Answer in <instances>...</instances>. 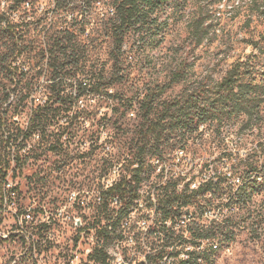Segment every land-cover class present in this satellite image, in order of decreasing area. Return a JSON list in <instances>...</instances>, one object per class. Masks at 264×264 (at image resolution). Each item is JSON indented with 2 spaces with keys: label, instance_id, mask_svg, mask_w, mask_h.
<instances>
[{
  "label": "clouds",
  "instance_id": "obj_1",
  "mask_svg": "<svg viewBox=\"0 0 264 264\" xmlns=\"http://www.w3.org/2000/svg\"><path fill=\"white\" fill-rule=\"evenodd\" d=\"M0 264H264V0H0Z\"/></svg>",
  "mask_w": 264,
  "mask_h": 264
},
{
  "label": "rangeland",
  "instance_id": "obj_2",
  "mask_svg": "<svg viewBox=\"0 0 264 264\" xmlns=\"http://www.w3.org/2000/svg\"><path fill=\"white\" fill-rule=\"evenodd\" d=\"M78 243V242H77Z\"/></svg>",
  "mask_w": 264,
  "mask_h": 264
}]
</instances>
